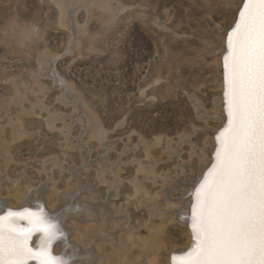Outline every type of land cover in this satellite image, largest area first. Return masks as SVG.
Here are the masks:
<instances>
[{"label": "rangeland", "instance_id": "rangeland-1", "mask_svg": "<svg viewBox=\"0 0 264 264\" xmlns=\"http://www.w3.org/2000/svg\"><path fill=\"white\" fill-rule=\"evenodd\" d=\"M108 1V11L97 1L73 5L70 19L86 31L79 40L72 25L60 23L52 0H0V106L19 107L16 96L25 107L40 102L55 126H46V111L23 115L30 134L11 147L15 161L7 170L0 167V196L53 182V191L64 194L77 191L83 180L113 208L116 218L106 229L114 230L118 220L119 243L131 233L149 238V224L161 227L156 264H167L168 254L188 241L174 209L183 187L174 186L196 182L212 158L222 121L217 64L240 0ZM27 28L41 34L38 49L22 36ZM43 49L54 53L53 68L71 95L40 70ZM7 113L0 110L2 123L14 114ZM45 157L57 163L46 172ZM76 168L83 179L72 174ZM101 168L111 188L99 182ZM134 180L151 198L135 201ZM64 234L68 241L66 229ZM119 247L105 243L102 249L107 255Z\"/></svg>", "mask_w": 264, "mask_h": 264}, {"label": "snow or ice", "instance_id": "snow-or-ice-1", "mask_svg": "<svg viewBox=\"0 0 264 264\" xmlns=\"http://www.w3.org/2000/svg\"><path fill=\"white\" fill-rule=\"evenodd\" d=\"M235 12L223 55L227 122L193 186L191 245L171 264H264V0H240ZM64 235L43 208L8 210L0 215V264H69L52 252Z\"/></svg>", "mask_w": 264, "mask_h": 264}, {"label": "bare ground", "instance_id": "bare-ground-1", "mask_svg": "<svg viewBox=\"0 0 264 264\" xmlns=\"http://www.w3.org/2000/svg\"><path fill=\"white\" fill-rule=\"evenodd\" d=\"M55 5H57L61 24L66 25L68 27L74 28L75 37L79 40L83 36L85 38V27L83 25H79L75 19L74 21L70 16L72 15V8L74 4H83L86 2H98V4L103 7V9H109V1L108 0H52ZM78 1V2H76ZM84 5V4H83ZM94 5V4H93ZM70 9V10H69ZM35 28V27H34ZM71 29V28H70ZM73 30V29H72ZM34 32V33H33ZM22 36L27 37V39L31 40L32 44L34 45L35 49L39 48V41L41 34L34 30L33 28H27L26 30L21 31ZM83 38L81 41H83ZM87 38V36H86ZM224 39V38H223ZM226 35L223 46V51L220 53V58L217 60L219 67V75H220V95L222 100V121L218 126L217 130L227 122L226 120V110L224 108V81H223V55L226 49ZM80 44V43H78ZM42 48V47H41ZM69 50V49H68ZM55 55L52 54L47 49H43L38 51V65L41 66V71L45 72L51 80H54L60 85L61 91L66 95H71V88L68 82L58 74V72L54 69V61ZM54 67V68H53ZM34 75V74H33ZM35 77V76H34ZM35 79V78H34ZM15 86V84H14ZM15 91V90H14ZM25 97V96H24ZM23 97V99H24ZM36 97V96H34ZM14 98V97H13ZM12 98V100H13ZM15 104L19 107L11 108L6 105H1L0 110L4 111V115L6 117L10 114L7 113L8 110H13L14 114L9 117V120L6 123H2L0 121V167L4 169L3 171L7 170L9 164L14 162V156L12 153V146L16 141H20L24 138L27 134V131L24 129V121L23 115L26 116L30 114L37 115L40 114V111H46L45 113V124L51 130L55 128L54 126V117L51 115L49 110L43 106L40 102H35L30 104L29 107H25L19 101L17 96L15 97ZM22 100V99H21ZM11 115V114H10ZM44 124V125H45ZM30 134V133H29ZM28 134V135H29ZM217 134V132H216ZM215 134V136H216ZM26 135V136H28ZM215 136L212 138V145H213V153L212 158H210L209 163L205 165L204 171L201 172L199 178H202V173L206 172L208 168L211 167L212 162L214 161V154L216 148V140ZM23 137V138H22ZM16 144V143H15ZM52 160V162H50ZM42 161V160H41ZM42 163V162H41ZM44 171L48 168L51 169L55 164L53 157H45L43 158ZM79 168H76V171L73 172L74 176H80ZM101 177L98 178L99 182L107 183L108 180L105 179V170L102 168L99 169ZM143 169L140 170V172ZM147 171V170H146ZM46 172V171H45ZM48 172V171H47ZM4 173L0 171V181L2 175ZM6 177L8 178L6 172ZM104 175V177H103ZM148 178V177H147ZM83 179V178H82ZM197 180V181H198ZM192 182V180H181L179 184L174 186V189H179L183 187L181 191L182 197L174 204L175 209V219L180 222L181 224L186 226V230L188 231V241L186 246L180 250L172 251L168 254V263L171 264V257L172 255H180L183 251H186L192 242V235H191V204L193 202L192 193L194 192V185L197 183ZM82 184L77 191H68L63 193H59V191H53L55 189V182L48 186H45L41 183V186L31 185L26 189L24 193L19 191H14L10 198L1 197L0 196V214L5 213L8 210L13 211H21L23 208H30L32 210H38V208H43L45 214L53 218L56 223L59 224L60 228L66 229V231L70 234L68 237L69 240H65L64 237L62 239L57 240L52 247V252L54 255L64 258L66 261L71 264V261L78 260V264H82V261L88 259H94L95 264H156L159 252L162 249V240H161V227L155 228L151 224H149L150 228V237L149 238H141L136 237L139 236V233H131L127 238L126 242L122 243L119 239L118 232V220H114L115 229L110 230L106 229L107 225L112 222V219H115V216H111V213H114L113 208L108 206L110 204H106L99 195L93 191V187L90 185L88 186L83 180L81 181ZM115 182V181H114ZM117 182V181H116ZM178 183V182H177ZM111 188V184L107 183L106 188ZM132 194L134 195V199L136 201L142 198H148L151 196L148 195L147 188L138 180L132 181ZM83 189V190H82ZM116 191V189H114ZM118 190V189H117ZM96 191V190H95ZM172 189L167 188L165 190V194L167 198H171ZM118 192V191H117ZM30 193V195H28ZM118 194V193H117ZM55 199H54V196ZM57 198V200H56ZM144 199V200H145ZM126 201L130 202L131 199L126 197ZM22 208V209H21ZM21 209V210H19ZM118 213L117 211H115ZM60 221V222H59ZM62 222V223H61ZM23 225H27L26 221H21ZM149 223V222H148ZM63 229V231H64ZM39 233H35L32 237V244L33 246L36 245L37 239L39 237ZM111 236H114L111 238ZM136 237V238H135ZM105 243H109V245L113 248L119 244V251L110 252L107 255L103 252V246ZM113 250V249H112ZM35 264V262H33ZM77 264V263H76Z\"/></svg>", "mask_w": 264, "mask_h": 264}]
</instances>
